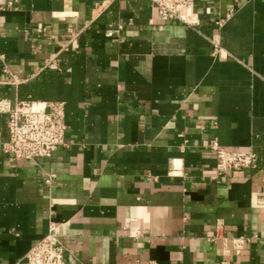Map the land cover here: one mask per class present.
Returning <instances> with one entry per match:
<instances>
[{
  "label": "crops",
  "instance_id": "0c3cea01",
  "mask_svg": "<svg viewBox=\"0 0 264 264\" xmlns=\"http://www.w3.org/2000/svg\"><path fill=\"white\" fill-rule=\"evenodd\" d=\"M178 13L0 0V102H63L66 124L50 158L16 161L0 111V264H23L51 223L68 264H264V0ZM212 140L259 167L216 174Z\"/></svg>",
  "mask_w": 264,
  "mask_h": 264
},
{
  "label": "built area",
  "instance_id": "2783aa9c",
  "mask_svg": "<svg viewBox=\"0 0 264 264\" xmlns=\"http://www.w3.org/2000/svg\"><path fill=\"white\" fill-rule=\"evenodd\" d=\"M14 1V0H13ZM16 1V0H15ZM156 11L159 21L184 20L179 16L178 8L194 4L196 0H145ZM12 2H7L11 6ZM222 20L217 22L218 25ZM112 30H106V37H113ZM211 52L216 57H222V49L216 35L207 38ZM53 65V60L46 66ZM264 80V79H263ZM0 111L6 115L7 139L2 144V150L16 161L35 162L40 158H50L56 149L64 145L65 114L63 102L42 104L32 100H15L11 105L3 106ZM214 152V170L216 174L224 172H243L259 167L260 158L252 150L229 151L220 146L215 140L209 145ZM51 174H46L45 183L52 180ZM222 239L219 234L209 238L210 241ZM249 237L231 239L234 249L239 251ZM23 264H68L65 259V248L60 240L56 226L50 224L46 234L37 240L27 251L22 260Z\"/></svg>",
  "mask_w": 264,
  "mask_h": 264
}]
</instances>
